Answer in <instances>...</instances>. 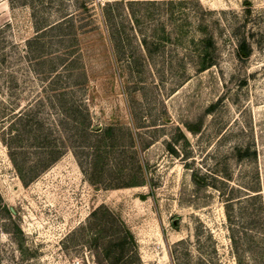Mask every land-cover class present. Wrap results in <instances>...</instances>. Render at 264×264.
<instances>
[{
	"label": "rangeland",
	"instance_id": "rangeland-1",
	"mask_svg": "<svg viewBox=\"0 0 264 264\" xmlns=\"http://www.w3.org/2000/svg\"><path fill=\"white\" fill-rule=\"evenodd\" d=\"M2 3L0 264H96L107 209L128 264H264V0Z\"/></svg>",
	"mask_w": 264,
	"mask_h": 264
},
{
	"label": "trees",
	"instance_id": "trees-1",
	"mask_svg": "<svg viewBox=\"0 0 264 264\" xmlns=\"http://www.w3.org/2000/svg\"><path fill=\"white\" fill-rule=\"evenodd\" d=\"M10 24L6 25L5 28H9ZM4 33V29H0V34ZM240 57H249L251 54L250 46L244 41L240 44ZM6 60V56L4 54H0V64L4 63ZM211 64H204L203 68L210 67ZM11 88L13 84L16 83L17 78L15 76H0ZM20 107V106H19ZM12 110V114L10 116H3L4 114L0 111V123L1 121L6 122L5 132H3V142L8 148V150H13V145L23 136L24 131L30 125V115L28 109L19 108ZM81 135L80 137L85 138H92V134H90L91 130L85 124L80 128ZM113 127H109L102 132L103 135H109L113 132ZM191 131L195 132L192 128ZM132 138V136H131ZM133 139V138H132ZM48 149V148H46ZM170 149L175 152L174 148L170 146ZM98 148L95 147L93 153H98ZM99 154V153H98ZM100 157V156H99ZM99 161V159H97ZM48 166V165H46ZM45 166V167H46ZM22 179L24 180L23 176ZM133 180L128 183V186H140L141 184L145 183V180L139 181L138 178H132ZM196 184H200V180L194 179ZM145 199V197H143ZM2 199L0 197V210H3L8 216H13L12 212L6 208L5 206L1 205ZM104 210L103 207L97 209L93 215L97 216L100 212ZM110 217V222L107 224L112 228L114 231V236L105 244L100 245L97 241L95 242V250H94V258L96 264H128L129 255L130 253L136 254L138 253V242L137 239L131 230V228L126 224V222L122 219L121 214L117 211L107 209L106 212L103 213Z\"/></svg>",
	"mask_w": 264,
	"mask_h": 264
},
{
	"label": "crops",
	"instance_id": "crops-1",
	"mask_svg": "<svg viewBox=\"0 0 264 264\" xmlns=\"http://www.w3.org/2000/svg\"><path fill=\"white\" fill-rule=\"evenodd\" d=\"M4 1H6V0H0V4H1V2H3L1 6H3V9H4V10H6V6H5Z\"/></svg>",
	"mask_w": 264,
	"mask_h": 264
}]
</instances>
